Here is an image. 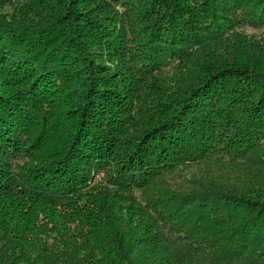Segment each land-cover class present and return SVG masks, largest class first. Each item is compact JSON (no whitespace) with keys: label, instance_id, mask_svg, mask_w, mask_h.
Segmentation results:
<instances>
[{"label":"trees","instance_id":"obj_1","mask_svg":"<svg viewBox=\"0 0 264 264\" xmlns=\"http://www.w3.org/2000/svg\"><path fill=\"white\" fill-rule=\"evenodd\" d=\"M0 264H264V0H0Z\"/></svg>","mask_w":264,"mask_h":264}]
</instances>
